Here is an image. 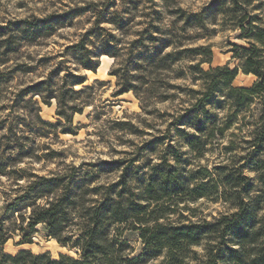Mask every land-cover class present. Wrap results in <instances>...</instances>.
I'll return each mask as SVG.
<instances>
[{"label": "clouds", "instance_id": "1", "mask_svg": "<svg viewBox=\"0 0 264 264\" xmlns=\"http://www.w3.org/2000/svg\"><path fill=\"white\" fill-rule=\"evenodd\" d=\"M0 264H264V0H0Z\"/></svg>", "mask_w": 264, "mask_h": 264}, {"label": "rangeland", "instance_id": "2", "mask_svg": "<svg viewBox=\"0 0 264 264\" xmlns=\"http://www.w3.org/2000/svg\"><path fill=\"white\" fill-rule=\"evenodd\" d=\"M41 59H43V57Z\"/></svg>", "mask_w": 264, "mask_h": 264}, {"label": "trees", "instance_id": "3", "mask_svg": "<svg viewBox=\"0 0 264 264\" xmlns=\"http://www.w3.org/2000/svg\"><path fill=\"white\" fill-rule=\"evenodd\" d=\"M44 59V58H43Z\"/></svg>", "mask_w": 264, "mask_h": 264}]
</instances>
